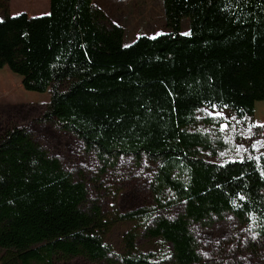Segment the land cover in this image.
I'll list each match as a JSON object with an SVG mask.
<instances>
[{
    "label": "trees",
    "instance_id": "trees-1",
    "mask_svg": "<svg viewBox=\"0 0 264 264\" xmlns=\"http://www.w3.org/2000/svg\"><path fill=\"white\" fill-rule=\"evenodd\" d=\"M0 2L1 55L10 12L8 0ZM164 4L168 31L108 51L93 44L92 0H49V12L22 29L28 71L21 85L34 93L49 90L45 118H55L100 158L159 162L150 181L154 209L180 212L152 217L136 209L118 219L145 218L146 233L169 244L170 264H197L190 221L229 213L250 219L254 237L264 240V176L255 155L207 161L197 152L209 149V140L186 129L201 107L230 109L242 118L264 100V0ZM184 15L190 17L187 32L180 28ZM98 38L110 46L101 28ZM21 65L18 53L13 62H0V70L17 74ZM257 155H264V145ZM86 196L85 184L24 128L7 130L0 137V248L14 251L3 264L105 257L103 234L115 220L103 219L98 208L86 209ZM124 239V264H157L151 253L130 252L133 232Z\"/></svg>",
    "mask_w": 264,
    "mask_h": 264
},
{
    "label": "rangeland",
    "instance_id": "rangeland-1",
    "mask_svg": "<svg viewBox=\"0 0 264 264\" xmlns=\"http://www.w3.org/2000/svg\"><path fill=\"white\" fill-rule=\"evenodd\" d=\"M92 3L98 9V12L95 10V18L98 15L101 18L102 13L114 24L117 29L115 39L122 41L123 45L132 43L140 35L154 37L168 31L164 0H92ZM8 5L11 17V0H8ZM1 15L0 10V18ZM184 16L180 28L187 32L190 17ZM8 24L17 32L21 27L16 24L15 16ZM21 66L23 68L17 74L7 67L0 70V137L13 127L24 128L48 155L59 160L73 179L85 184L87 196L84 207L88 210L98 208L103 219L115 220L103 234L108 248L105 257L91 259L84 254L59 256L55 264H124L122 255L128 251L124 239L127 232L135 234L131 253H151L157 264H170L169 244L145 231L149 221L145 218L118 219L119 214L136 209H145L152 217L158 213L173 217L180 212L179 207L165 211L154 209L150 181L159 162L145 156L104 160L96 151L86 149L81 139L63 129L55 118H45L50 101L49 90L44 93L24 90L21 79L28 71L25 58ZM186 129L201 132L209 140V149H198L200 157L224 162L255 155L264 176V155H257L264 145V100L255 103L252 115L242 118L230 109L201 107L195 113L194 122ZM189 227L200 257L197 264H264V240L254 237V224L250 219H238L227 213L211 221H190ZM13 251L0 248V264Z\"/></svg>",
    "mask_w": 264,
    "mask_h": 264
},
{
    "label": "crops",
    "instance_id": "crops-1",
    "mask_svg": "<svg viewBox=\"0 0 264 264\" xmlns=\"http://www.w3.org/2000/svg\"><path fill=\"white\" fill-rule=\"evenodd\" d=\"M12 4V12L10 21L14 19V16L16 18V24L21 25L19 28L18 26V32L11 30L9 28L10 24H3L6 44H7V50L3 54L0 55V62L4 61H14L17 54H20V61L22 63V60H24L26 55V46L22 39V29L25 26L26 22L30 20L32 17L37 15L46 14L49 12V0H11ZM41 6H40V5ZM19 9V10H18ZM97 8L92 3V15L95 20V10ZM98 12V9H97ZM99 17V15H98ZM96 17L95 22L97 24H93V44L95 47L101 50H115L123 46L122 41H118L115 39L117 29L114 26V24H111L106 17L100 14L101 18ZM14 21V20H13ZM99 21V23H98ZM105 22V23H104ZM13 23V22H12ZM102 30L103 33H106L108 35L109 45L106 46L103 41L99 40L98 38V29ZM149 36V35H145ZM153 37V36H149Z\"/></svg>",
    "mask_w": 264,
    "mask_h": 264
}]
</instances>
